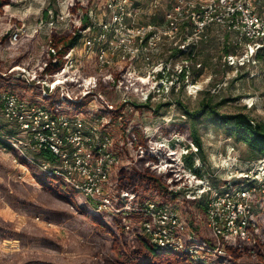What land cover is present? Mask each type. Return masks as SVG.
<instances>
[{
    "label": "built area",
    "instance_id": "1",
    "mask_svg": "<svg viewBox=\"0 0 264 264\" xmlns=\"http://www.w3.org/2000/svg\"><path fill=\"white\" fill-rule=\"evenodd\" d=\"M127 4L128 0H106L109 17L99 22L98 28L88 12L76 21L67 19V29L76 27L80 38L64 52L57 70L46 72V63L40 61L33 67L14 64L2 73L15 74L21 85L0 93V116L15 129L12 135L0 136V154L11 151L12 162L23 173H30L32 166L67 184L77 196L92 203L95 213L123 220L140 213L144 217L140 230L158 251L184 253L196 264H228L229 246L256 242L253 208L257 202L264 205V172L238 177L232 164L237 160L228 155L226 181L216 185L199 160L194 165L198 173L185 164L189 150L197 151L191 142L188 147L178 146L177 151L165 144L150 146L147 135L140 139L128 128L122 129L119 141L115 139L109 129L115 121L122 122L124 105L148 101L156 87L168 82L161 68L156 71L158 78H152L151 89L148 87V74L141 73L137 62L148 61V42L155 32L152 26L148 29V25L130 21ZM173 9L182 10V17L167 14L170 32L166 35L186 29L201 38L208 28L218 27L226 35L223 43L232 49L224 54L228 66L252 70L264 64L261 0H174ZM48 17L40 18L30 36L48 28L40 56H51L56 62L60 48L52 45L50 33L59 32L57 20L63 22L65 17ZM85 17L88 22L81 28ZM24 33L29 35L24 28H16L9 42L15 43ZM95 47L94 70L83 74L79 62L88 60ZM140 158L154 159L146 166L163 176L173 201L152 197L141 202L134 192L116 187L118 171L131 169ZM199 199L204 200L202 210L195 208L192 213L183 209ZM201 229L207 234L204 238ZM262 254L264 257V249Z\"/></svg>",
    "mask_w": 264,
    "mask_h": 264
},
{
    "label": "rangeland",
    "instance_id": "2",
    "mask_svg": "<svg viewBox=\"0 0 264 264\" xmlns=\"http://www.w3.org/2000/svg\"><path fill=\"white\" fill-rule=\"evenodd\" d=\"M89 1L88 6V0H8V4L0 11V37L11 34L18 27L24 28L29 35L24 33L15 43L9 42L2 46L0 71L3 73L18 63L28 67L40 63V47L45 43L49 29L43 27L33 37L30 34L40 18H44V9H49L47 13L55 18L57 15L65 17L63 22L57 20L59 32L67 29V19L76 21V18L84 17L86 12L96 28L99 22L108 20L106 0ZM173 5L174 0H128V19L139 25H148V29L152 26L155 32L154 39L148 42V66L143 60H139L137 66H141V73L148 74L149 88L154 84L152 78H158L156 71L161 68L164 80L168 78L169 83L166 82L162 88L156 87L144 103L124 105L126 110L122 122L115 121L109 131L119 141L122 129L128 128L140 139H143L144 134L147 135L150 146L165 144L177 151L178 146L189 145L192 141L191 131L196 129L202 145L198 156L203 158L199 162L205 164L216 185L226 181L230 166L228 155H233L237 160L232 163L237 169L236 176L248 173L251 176L254 173L262 175L263 158H248V148L235 138L232 123L217 121L209 113L191 120L184 109L197 110L207 100L217 104L218 114L244 112L255 122H263L264 64L252 70L251 67L235 69L228 66L224 61L223 50L226 35L218 27L208 28L201 38L185 32L186 29L184 32L180 29L178 32L173 31L169 33L171 36L166 35V32H170L167 14L182 17V10L174 11ZM159 20L161 23H156ZM175 47H181L182 52H172ZM95 51L96 47L89 54L92 56L88 60L79 62L83 74L93 72ZM184 71V79L180 80ZM1 74L0 83L3 80L1 76L5 77ZM14 75L5 77V85H8L6 89L19 88ZM11 154V151L0 154V264H86L90 258H99L100 255L114 261V255L103 244L98 225L91 217L95 213L91 202L76 195L80 212L58 201L39 207L36 190L30 191L26 197L29 202H21L16 198L14 191L19 192L14 190L11 181L30 183L31 173H23L22 168L12 162ZM129 170L127 176L134 174ZM19 176L22 178L19 179ZM47 207L71 213V217L56 222L45 216L47 212L43 208ZM253 211L256 233L264 239V205L261 207L260 202L255 203ZM101 216L112 221L110 216ZM189 219L193 220V215L190 214ZM120 220L123 227H132L140 226L144 217L139 214ZM28 222L35 226L34 230L29 227L33 233L29 231L23 239L13 234L27 227Z\"/></svg>",
    "mask_w": 264,
    "mask_h": 264
},
{
    "label": "trees",
    "instance_id": "3",
    "mask_svg": "<svg viewBox=\"0 0 264 264\" xmlns=\"http://www.w3.org/2000/svg\"><path fill=\"white\" fill-rule=\"evenodd\" d=\"M261 2L264 5V0H261ZM6 4H8V0H0V11ZM87 5H90L89 0ZM47 11L48 9H44L42 12V16L44 18L48 17ZM87 22L88 19L85 17L81 28H83ZM156 23L159 24L161 21L159 20ZM79 38L80 34L77 32L76 27L64 30L62 32L52 30L50 33L52 45L56 48H60V51H58L56 62L52 61L51 56L43 55L41 57V61L46 63L45 71L51 73L57 70L64 61L62 58L64 52L73 47L78 42ZM9 40V33L1 36L0 49L2 46H5L7 43H9ZM223 50L225 53L232 51V49L226 45L223 47ZM172 52L180 53L182 50L175 47ZM14 62H17V60ZM1 73L2 72L0 71V74ZM184 75L185 71L180 75V80L184 79ZM5 77H10V74L6 75ZM5 77L1 76L3 80L2 83H0V93L8 88V85H5L6 83L4 82ZM16 81L18 82V86H20L21 80L16 77ZM2 86L5 88H2ZM210 102L211 101L206 100L201 103L199 109L194 111H188L187 109H184V112L191 120H195L197 117L209 113L213 115L217 121L232 123L234 126L235 138L237 141L245 144L248 148V158H264V121L255 122L249 117L247 113L244 112L218 114L216 110L217 104H212ZM14 133L15 129L10 124L5 122L0 116V136L12 135ZM191 134V143L196 146L197 151L193 152L189 150V152L184 156V160L185 164L189 168L198 173L199 169L194 167V165L195 160L201 161V158H203V156H198L199 152L202 151V145L199 136L197 135L196 129L191 131ZM186 146L188 147V145ZM39 155L48 158L51 157V154L48 152H40ZM153 160V158H148V160L145 158H140L138 162L129 170L134 174L129 176L126 175V172H128L127 170H119L116 175V187L134 192L137 195L138 200L141 202L145 198L152 197H158L163 201H173L174 198L169 192L168 184L166 183L163 176L156 174L152 169H150L149 164L146 166L147 161L150 163ZM21 161L25 162L24 158H21ZM200 163L205 165L203 162ZM30 173L33 184L26 181H11L14 190L19 192L17 193L14 191V195L16 198L21 200V202H24L25 200L29 202L30 200H28L26 197H28L30 191L36 190L37 201L40 204L37 206L39 207L48 206L50 203L58 201L74 210H81L77 205L75 192L67 184L59 181L56 178H51L45 174H42L41 172L35 170L32 166H30ZM146 192H149V194ZM143 193H145V195ZM203 205L204 200L199 199L195 200L192 205H184L183 209L192 212L195 208L202 210L204 208ZM43 211L47 212L45 215L47 218L53 219L56 222H59L64 218L71 217V213L58 211L54 208H43ZM139 214L140 213L138 212L131 213L128 216V219H130V217L139 216ZM101 215H105L107 217L110 216L105 213H94L91 217L98 225L97 230L102 242H104L103 244L108 247V249L114 255L115 260L113 261L102 258V255H100L99 258H97V256L96 258H90L86 264H196L192 262L184 253L171 250L158 251V249L148 240V238L143 235L139 225L129 227V229L126 231L125 227L122 225V221L120 220H123L121 216H110V218H112V226L111 222L103 219ZM5 224L9 227L12 226L9 222ZM26 226L28 228L24 227L21 231L13 234L20 237V239H23L25 234H29V231L31 233L34 232L32 231L33 228L35 229L33 223L28 222ZM29 227H32V229L30 230ZM203 230L204 229H201L200 232L202 238L205 236ZM254 236L256 241L254 244L240 243V245L228 247V264H264V257L262 254V250L264 249V239H262L257 233H255Z\"/></svg>",
    "mask_w": 264,
    "mask_h": 264
}]
</instances>
